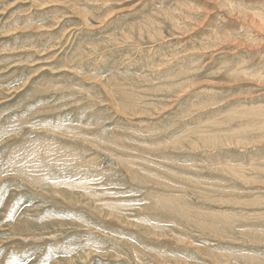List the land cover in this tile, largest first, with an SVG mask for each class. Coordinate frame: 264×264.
<instances>
[{
	"label": "rangeland",
	"instance_id": "1",
	"mask_svg": "<svg viewBox=\"0 0 264 264\" xmlns=\"http://www.w3.org/2000/svg\"><path fill=\"white\" fill-rule=\"evenodd\" d=\"M254 12L264 0H0V264H264L263 116L241 111L264 106ZM169 193L193 213L160 207Z\"/></svg>",
	"mask_w": 264,
	"mask_h": 264
},
{
	"label": "bare ground",
	"instance_id": "2",
	"mask_svg": "<svg viewBox=\"0 0 264 264\" xmlns=\"http://www.w3.org/2000/svg\"><path fill=\"white\" fill-rule=\"evenodd\" d=\"M245 2V1H244ZM234 6V5H233ZM210 10V9H209ZM258 11V10H257ZM245 13V12H244ZM257 16H259V18H260V20H261V22L264 24V14H262V13H260V12H258V13H256V12H254ZM241 18V17H240ZM255 18V17H254ZM250 21V20H249ZM253 22H254V20H253ZM256 22V21H255ZM257 25V24H256ZM260 39V38H259ZM131 40V39H130ZM91 49H92V47H91ZM264 74V73H263ZM39 77V76H38ZM37 78V77H36ZM131 78V77H130ZM106 79V78H105ZM108 79V78H107ZM115 79V78H114ZM120 81V80H119ZM106 82V81H105ZM112 82V81H111ZM256 83V82H255ZM262 83V82H261ZM128 84H131V83H128ZM197 84V83H196ZM258 84H259V82H258ZM191 85V84H190ZM131 86V85H130ZM105 87V86H104ZM119 87H120V85H119ZM129 87V86H128ZM178 87V86H177ZM189 87V86H188ZM112 88V87H111ZM117 88V87H116ZM125 88V87H124ZM132 88V87H131ZM109 89H110V87H109ZM120 89V88H119ZM179 89V88H178ZM117 90V89H116ZM110 91H113V90H110ZM120 91V90H119ZM118 91V92H119ZM127 90H124L123 89V86H122V89H121V92H122V94H123V96H122V100H123V106H128V107H131V106H133L134 104H136V102H137V97L136 96H134V95H132V94H130V93H127L126 92ZM128 91H130V90H128ZM120 92V93H121ZM132 92V91H131ZM113 93V92H112ZM117 93V92H116ZM133 93V92H132ZM135 93V92H134ZM121 97V96H120ZM119 100V99H118ZM119 104H120V102H119ZM119 104H117V105H119ZM121 106V105H120ZM122 106V108H124ZM134 107H136L137 108V106H134ZM119 108V107H118ZM121 109V108H120ZM134 110V109H133ZM142 110V109H141ZM247 110H249L248 112H250V114L252 115V114H260L261 116H259L260 117V119L262 118V116H263V121L261 122V124H262V127L264 128V106L263 107H261V106H255V107H251L250 109H248V108H246V109H242L241 111H247ZM124 111V110H123ZM139 111H140V109H139ZM147 111V110H146ZM122 112V111H121ZM127 112H128V110H127ZM135 112V111H134ZM142 112V111H141ZM144 112V111H143ZM235 113H237V116H239L240 115V111L239 110H235V111H232V115H234ZM236 115V114H235ZM251 115H250V117H251ZM250 117H249V119H250ZM257 117V116H256ZM258 117V118H259ZM253 118V117H252ZM255 118V117H254ZM247 120V119H246ZM238 121V120H237ZM248 121V120H247ZM246 121V122H247ZM235 124V123H234ZM203 127V126H202ZM247 127V126H246ZM204 128V127H203ZM64 130V129H63ZM240 130V129H239ZM247 130H251V129H247ZM253 130V129H252ZM260 130V129H259ZM235 131V130H234ZM233 131V132H234ZM242 131V130H241ZM243 131L245 132V128H243ZM66 133V132H65ZM196 133V132H195ZM200 134H201V136H204L205 134L203 133V132H199ZM260 133V132H259ZM62 134V133H61ZM235 134V133H234ZM263 136V135H262ZM182 137V136H181ZM184 138V137H183ZM204 139L206 138V137H203ZM181 139V138H180ZM207 139V138H206ZM205 139V140H206ZM175 141H177V143H179V138L178 139H175ZM34 142V141H33ZM181 142V141H180ZM55 143V142H54ZM172 144H174V143H172ZM175 145V144H174ZM44 146H46V145H44ZM181 146V145H180ZM48 147V146H47ZM57 147H58V145H57ZM60 147V146H59ZM61 147H62V145H61ZM55 148V147H54ZM98 148V147H97ZM41 149V148H40ZM38 150V149H37ZM54 149H52L50 152H52ZM57 151V150H56ZM54 152V151H53ZM32 153V152H31ZM41 154H42V152H40ZM39 153V154H40ZM46 153V152H45ZM28 154H30V153H28ZM31 155V154H30ZM49 155H51V154H49ZM68 155L70 156V155H72V152H69L68 153ZM37 156V155H36ZM43 156V155H42ZM64 156V155H63ZM67 155H65V157H66ZM58 158L59 157H61V156H57ZM56 157V158H57ZM70 157H72V156H70ZM91 157V156H90ZM35 158V157H34ZM41 158V157H40ZM44 158V157H43ZM50 158V157H49ZM36 159H38V160H41V159H39V158H36ZM35 159V160H36ZM45 159V158H44ZM47 159V158H46ZM65 159V158H64ZM74 159V158H73ZM35 160H33V161H35ZM55 160H57V159H55ZM54 160V161H55ZM120 160H123V159H120ZM37 161V160H36ZM125 162L127 161V162H130V161H128V160H124ZM122 162V161H121ZM126 162V163H127ZM135 162V161H134ZM88 163H90V162H88ZM251 163V162H250ZM28 164V163H27ZM121 164V163H120ZM255 164V163H254ZM124 165V164H123ZM128 165H130V164H128ZM31 166L29 165V166H26V168H29V169H31L30 168ZM129 167V166H128ZM131 167V166H130ZM136 167V166H135ZM21 168H23V167H21ZM33 168H35V167H33ZM126 169V168H125ZM222 169H223V171H224V169H225V171L226 170H228V171H232V172H235V175L236 176H244L243 174L244 173H242L241 172V168L240 167H238V166H236V165H230V164H224V166H222ZM132 170V169H131ZM134 170V169H133ZM260 170V169H259ZM21 171V170H20ZM36 171V170H35ZM35 171H31L32 173L31 174H29V175H31V177L33 178V176H35V174H36V172ZM247 171H248V169H247ZM23 172V171H22ZM227 172V171H226ZM254 172V171H253ZM25 173V172H24ZM250 173V172H249ZM255 173V172H254ZM26 174H27V172H26ZM136 175V174H135ZM169 175V174H168ZM263 175V174H262ZM138 176V175H137ZM146 177V176H145ZM37 178V177H36ZM189 178V177H188ZM188 178L187 179H185V180H188ZM240 178V177H239ZM256 178V177H255ZM158 179V178H157ZM190 179V178H189ZM193 179V178H192ZM242 179V178H241ZM254 179V178H253ZM39 180V179H38ZM191 180V179H190ZM237 180V179H236ZM243 180V179H242ZM241 180V181H242ZM248 179L246 178V181H247ZM33 181V180H32ZM189 181V180H188ZM201 181V180H200ZM245 181V180H244ZM36 182H38V181H36ZM42 182V181H41ZM185 182V181H184ZM209 182V181H208ZM208 182H205V185H206V183H208ZM253 182V181H252ZM160 183H161V181H160ZM188 183V182H187ZM199 183V182H198ZM213 183V182H212ZM60 184H62V183H54V185H55V189H58V186ZM70 183H66V184H64V185H67V186H69L70 188H74V187H77V186H79V187H81L85 192H86V194L87 193H90L91 192V190H89L87 187H85L84 186V184H81V185H75V184H73V185H69ZM165 184V183H164ZM169 184V183H168ZM194 184V183H193ZM197 184V181L195 182V185ZM244 184V183H243ZM261 184V183H260ZM54 185H52V186H54ZM190 185V184H189ZM191 185H192V183H191ZM201 185V184H200ZM204 185V186H205ZM208 185H209V187H210V184L208 183ZM48 186V185H47ZM51 186V185H50ZM163 186V185H162ZM168 186V185H167ZM169 186H171V185H169ZM177 186V185H176ZM194 186V185H193ZM201 186H203V185H201ZM207 186V185H206ZM64 187V186H63ZM164 187V186H163ZM174 187V186H173ZM186 187V186H185ZM208 187V186H207ZM206 187V188H207ZM49 188V187H48ZM170 188V187H169ZM182 188V187H181ZM192 188V187H191ZM210 188H212V187H210ZM50 189H52V188H50ZM171 189V188H170ZM196 189V188H195ZM188 190V189H187ZM192 190V189H191ZM213 190H217V189H213ZM72 191V190H71ZM195 191V190H194ZM198 191V190H197ZM200 191H202V190H200ZM219 191V190H218ZM58 192V191H57ZM85 192H84V194H85ZM199 192V191H198ZM214 192V191H213ZM212 192V193H213ZM220 192V191H219ZM224 192V191H223ZM241 192V191H240ZM60 194L62 193V192H59ZM59 193H57V194H59ZM83 193V192H82ZM227 193H229V192H227ZM262 193V192H261ZM261 193H259V194H261ZM56 194V193H55ZM54 194V195H55ZM90 194H92V193H90ZM207 194V193H206ZM211 194V193H210ZM220 194V193H219ZM225 194H226V192H225ZM62 195V194H61ZM69 195V194H68ZM73 195V194H72ZM97 194H92V196H94L93 198L92 197H90V198H92L95 202H96V204H97V206L99 207V209L100 208H103V207H105V208H107L110 212H118L120 209H122V207H121V205H116V204H101L100 203V198H99V196L97 195ZM224 195V194H223ZM228 195V194H227ZM243 195V194H242ZM263 195V194H262ZM70 196V195H69ZM68 196V197H69ZM76 196H78V195H76ZM81 196V195H80ZM199 196H201L200 194H199ZM208 196V195H207ZM60 197V196H59ZM71 197V196H70ZM74 197H75V195H74ZM74 197H73V199H74ZM84 197V196H83ZM89 197V196H88ZM149 197V196H148ZM225 197H227V196H225ZM231 197V196H230ZM233 197V196H232ZM186 198V197H185ZM214 199H215V197H213ZM157 200V204H160L159 206L160 207H162V206H164V208H165V206L167 207V206H169V207H172L173 206V208H178L180 211H184V212H189V214L190 213H193V208H192V210L189 208V206L188 205H186V203H183L184 202V197H183V195L182 194H180V193H178V195H171V193H169L168 195H164V196H158L157 198H156ZM200 199V198H199ZM207 199V198H206ZM210 199V198H209ZM214 199H212V200H214ZM229 199H231V198H229ZM233 199H235V197L233 198ZM233 199H232V202H234L233 201ZM71 200V199H70ZM216 200H219L218 199V197L216 198ZM255 200V202L256 201H258V200H256V199H254ZM252 202V201H251ZM260 202V201H259ZM152 203V202H151ZM189 203V202H188ZM214 203H216V202H214ZM219 203H221V202H219ZM257 203V202H256ZM93 205V204H92ZM124 206V205H123ZM192 206V205H191ZM125 207V206H124ZM136 207V206H135ZM168 207V208H169ZM134 208V207H133ZM126 209V208H125ZM198 210V209H197ZM227 210V209H226ZM252 210V209H251ZM170 211V210H169ZM196 211V210H195ZM198 211H200V210H198ZM205 211V210H204ZM202 211V212H200L202 215H203V213L206 215V216H209L210 218L211 217H213V218H228V215H229V213L227 212V211H225V210H213V211H209V212H207V211ZM120 212V211H119ZM172 212V211H171ZM179 212V211H178ZM181 213H183V212H181ZM181 213H179V214H181ZM195 213V212H194ZM250 213V212H249ZM118 214V213H117ZM166 214H168V213H166ZM178 214V213H177ZM176 214V215H177ZM196 214V213H195ZM198 214V213H197ZM107 215V214H106ZM120 215V214H119ZM128 215V214H127ZM171 215V214H170ZM175 215V216H176ZM192 215V214H191ZM201 215V216H202ZM260 215V214H259ZM108 216V215H107ZM113 216V215H112ZM178 216V215H177ZM186 216V215H185ZM193 216H195V215H193ZM233 216H235V215H233ZM170 217V216H169ZM188 217H190V216H188ZM187 217V218H188ZM197 217V216H196ZM205 217V216H204ZM203 217V218H204ZM25 218V217H24ZM30 218V217H29ZM121 218V217H120ZM193 218V217H192ZM202 218V217H201ZM200 218V219H201ZM206 218V217H205ZM213 218H211V219H213ZM229 218H231V217H229ZM260 218V217H259ZM111 219V218H110ZM122 219V218H121ZM125 219H126V217H125ZM124 219V220H125ZM181 219V218H180ZM184 219H186V218H184ZM189 219H191V217L189 218ZM193 219H195V218H193ZM232 219V218H231ZM262 219V218H261ZM114 220V219H113ZM123 220V219H122ZM121 220V221H122ZM208 220H209V218H208ZM216 220V219H215ZM218 220V219H217ZM17 221V220H16ZM47 221V220H46ZM116 221V220H115ZM193 220L191 219V222H192ZM195 221H197L196 219L194 220V222ZM225 221V220H224ZM194 222H193V224H194ZM198 222V221H197ZM196 222V223H197ZM220 222H221V220H220ZM225 222H227V221H225ZM224 222V223H225ZM126 223H127V221H126ZM129 223H130V221H129ZM176 223H178V222H176ZM189 223V222H188ZM199 223V222H198ZM209 223V222H208ZM211 223V222H210ZM223 223V224H224ZM230 223V222H229ZM124 224V223H123ZM192 224V223H191ZM26 225V224H25ZM45 225H47V224H45ZM144 225V224H143ZM142 225V226H143ZM150 225V223L148 224V226ZM153 225V224H152ZM156 224H154L153 226H155ZM195 225V224H194ZM193 225V226H194ZM199 225L201 226L202 225V223L200 224L199 223ZM205 225V224H204ZM206 225H207V223H206ZM212 225V224H211ZM210 225V226H211ZM214 225H216V224H214ZM214 225H212L213 226V228H214ZM218 225V224H217ZM216 225V226H217ZM232 225V224H231ZM130 226V225H129ZM196 226H197V224H196ZM209 226V225H208ZM207 226V227H208ZM225 226V225H224ZM228 226V225H227ZM226 226V228H228ZM27 227V226H26ZM132 227V226H131ZM146 227V226H145ZM158 227H161V226H158ZM176 227H177V225H176ZM230 227V226H229ZM13 228H15V227H13ZM29 228V227H28ZM43 228H44V226H43ZM140 228V227H139ZM147 228V227H146ZM154 228V227H153ZM212 228V229H213ZM219 228V227H218ZM231 228H232V226H231ZM161 230H163V229H161ZM148 231V230H147ZM152 232H153V230H152ZM148 233H149V231H148ZM241 233V232H240ZM151 235V234H150ZM156 234H153V236H155ZM157 235H159V234H157ZM251 235V234H250ZM161 236V235H160ZM164 236V235H163ZM240 236V235H239ZM159 237V236H158ZM157 237V238H158ZM244 237V236H243ZM167 238L169 239V237L167 236ZM246 238V237H245ZM252 239V238H251ZM246 240V239H245ZM134 248H136V247H134ZM140 250V249H139ZM135 251H136V249H135ZM224 253H222V254H225V251H223ZM141 253V252H140ZM144 253V252H143ZM149 253V252H148ZM147 253V254H148ZM157 254H158V252H157ZM209 254H210V252H209ZM213 254V253H212ZM232 254H234V253H232ZM231 254V255H232ZM247 254V253H246ZM135 255V254H134ZM146 255V254H145ZM151 255V254H150ZM155 256H156V254H154ZM153 255V256H154ZM227 255V254H226ZM244 255V254H243ZM249 255V254H248ZM158 256H160V257H163V256H161V255H158ZM165 256V255H164ZM209 256H211V255H209ZM213 256V255H212ZM222 256V255H221ZM141 257V256H140ZM224 257V256H223ZM226 257V256H225ZM155 258H157V257H155ZM159 258V257H158ZM163 258H165V257H163ZM162 258V259H163ZM140 259V258H139ZM138 259V260H139ZM160 259V258H159ZM161 259V260H162ZM219 259V258H218ZM67 260V259H66ZM74 260V259H73ZM80 260V259H79ZM160 260V261H161ZM54 261V260H53ZM56 261V260H55ZM136 261V260H135ZM157 261H158V259H157ZM58 262V261H57ZM66 262V261H65ZM178 262V261H177ZM181 262V261H180ZM50 263H51V261H50ZM55 263V262H54ZM67 263V262H66ZM75 263V262H74ZM77 263V262H76ZM140 263V262H139ZM222 263V262H221ZM232 263V262H231ZM49 264V263H48ZM73 264V263H72Z\"/></svg>",
	"mask_w": 264,
	"mask_h": 264
}]
</instances>
